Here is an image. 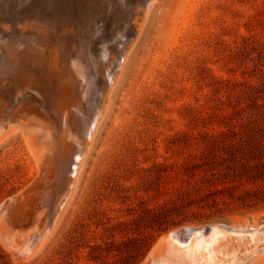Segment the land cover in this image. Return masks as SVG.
<instances>
[{"label":"rangeland","instance_id":"1","mask_svg":"<svg viewBox=\"0 0 264 264\" xmlns=\"http://www.w3.org/2000/svg\"><path fill=\"white\" fill-rule=\"evenodd\" d=\"M5 1L0 60L10 35L39 25L33 0ZM119 1L91 23L69 24L89 73L101 77L94 100L106 83L91 65L106 68L103 54L110 60L119 49V70L125 45L132 47L71 204L25 261L0 236V264H141L171 231L230 227L264 212V0H155L141 29L134 25L142 0ZM52 21L57 30L63 25ZM27 149L19 137L0 145V205L35 179ZM203 172L209 178L199 181ZM225 185L228 201L259 194L249 207L246 196L222 211L207 208L208 190Z\"/></svg>","mask_w":264,"mask_h":264},{"label":"bare ground","instance_id":"2","mask_svg":"<svg viewBox=\"0 0 264 264\" xmlns=\"http://www.w3.org/2000/svg\"><path fill=\"white\" fill-rule=\"evenodd\" d=\"M154 1L142 0L136 13V29H141L147 20ZM33 2L41 5V8L36 6L34 19L39 25L35 28V24L22 26L19 35L13 33L9 39L5 38L9 40L4 46L6 55L0 60V145L19 137L34 157L31 179L37 173L27 188L0 205V236L7 245L14 244L8 246L9 249L18 255L17 259L24 261L41 250L69 208L97 130L112 105L116 86L132 48L129 49L130 45L126 43L119 70H116L121 57L119 49L114 50L110 60H107V54H103L106 68L97 64V69V65L91 62L94 75L99 70L106 83L98 101L94 100L101 77L95 79L89 73L85 52L77 48L79 40L76 41L75 30L69 24L93 21L106 7L117 6V0ZM42 5L46 7L45 12L40 10ZM90 18L92 20H88ZM52 20L59 26L63 25L57 30ZM41 22L44 26L40 25ZM4 33L9 35L10 30ZM84 40L82 44H85ZM100 52L108 51L102 49ZM82 113L88 115L83 116ZM263 213L250 214V222H247L248 217H243L236 221L237 225L231 224L230 231H215L210 238L195 235L188 244L173 240L171 236L179 231H171L161 236L141 264H264V222L260 219ZM184 228L191 229L188 226Z\"/></svg>","mask_w":264,"mask_h":264},{"label":"trees","instance_id":"3","mask_svg":"<svg viewBox=\"0 0 264 264\" xmlns=\"http://www.w3.org/2000/svg\"><path fill=\"white\" fill-rule=\"evenodd\" d=\"M208 175L203 172L199 174V181H204L208 179ZM226 183V182H224ZM227 184V183H226ZM217 186H215L214 190H208L206 196L208 197V201L205 203L206 207H215L218 211L224 210L226 207L231 205L234 201L240 202V203H245V197L248 196L247 198L248 202L247 204H244L243 206L249 207L251 203H254L256 201V197L259 194L258 190H252V191H245L243 195H237L234 196L231 201L226 200L223 196L224 193L229 192V188L226 185L222 189H217ZM254 197V198H253ZM233 201V202H232Z\"/></svg>","mask_w":264,"mask_h":264},{"label":"water","instance_id":"4","mask_svg":"<svg viewBox=\"0 0 264 264\" xmlns=\"http://www.w3.org/2000/svg\"><path fill=\"white\" fill-rule=\"evenodd\" d=\"M261 221L264 222V215L261 216ZM251 218L248 217L247 218V222H250ZM177 230L179 231V233H177L176 235H172L171 237L173 238V240H176L182 244H188L190 242V240L193 238V236H203L204 238H210V236H212L215 231H225L228 232L230 231V227H226V226H219V227H215V226H209L207 228H199V229H188V230H183L181 229Z\"/></svg>","mask_w":264,"mask_h":264}]
</instances>
